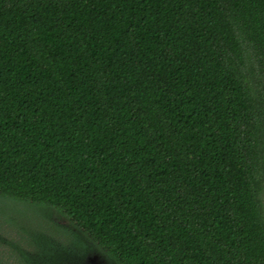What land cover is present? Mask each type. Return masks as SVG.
I'll return each mask as SVG.
<instances>
[{
    "label": "trees",
    "instance_id": "16d2710c",
    "mask_svg": "<svg viewBox=\"0 0 264 264\" xmlns=\"http://www.w3.org/2000/svg\"><path fill=\"white\" fill-rule=\"evenodd\" d=\"M1 223L13 264H264V0H0Z\"/></svg>",
    "mask_w": 264,
    "mask_h": 264
},
{
    "label": "rangeland",
    "instance_id": "374dc122",
    "mask_svg": "<svg viewBox=\"0 0 264 264\" xmlns=\"http://www.w3.org/2000/svg\"><path fill=\"white\" fill-rule=\"evenodd\" d=\"M63 223V222H62ZM2 223L0 228L3 230H0V237L3 239V241H0V261L4 262L5 260L8 261V263H11V260H8L9 257H12L10 254L12 252V247L8 245L10 241V236L9 232L2 227ZM23 249L27 251V254L33 258L37 257L38 252L32 251V247L25 246ZM14 252V251H13ZM83 261L79 262V264H104L103 260L97 256L96 254H91V255H85L84 258L82 259ZM68 261L61 262V259H59V263L66 264ZM1 263V262H0ZM15 263V262H14Z\"/></svg>",
    "mask_w": 264,
    "mask_h": 264
}]
</instances>
